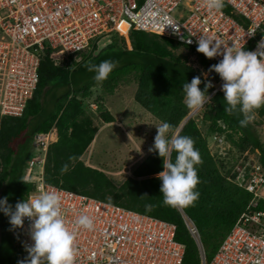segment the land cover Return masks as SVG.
I'll use <instances>...</instances> for the list:
<instances>
[{
    "label": "trees",
    "instance_id": "16d2710c",
    "mask_svg": "<svg viewBox=\"0 0 264 264\" xmlns=\"http://www.w3.org/2000/svg\"><path fill=\"white\" fill-rule=\"evenodd\" d=\"M223 10L229 12L230 8L224 5ZM110 33L113 32L106 35ZM129 40L130 48L115 37H110L99 47L93 43L94 51L81 62L73 60L71 54L68 59L55 64L49 58L50 50H45L41 55L37 87L27 100L22 115L6 116L0 123V198L7 197L8 203L14 207L17 201L26 200L28 194L36 189L37 181L25 178L33 158L34 137L55 127L57 139L48 144L44 158V182L174 223L175 239L186 246L183 264H199L198 247L184 223L183 214L195 223L199 233V229H210L211 233L205 241L200 236L209 260L251 198V193L229 180L234 166L221 172L217 164L221 161L217 159L218 153L209 148L195 118L189 117L183 123L191 110L184 102L183 84L190 82L194 76H200L202 83L199 87L202 90L205 82H211L210 94L218 78L217 73L210 71V65L217 62L197 52V46H185L196 55L200 66L214 75L206 79L202 71L199 72L187 64L183 56L173 52L178 43L172 38L130 30ZM106 59L116 61V67L105 81L99 83L93 79L94 73L88 72L84 65L89 61L98 64ZM131 72L135 73L138 81L134 100L161 122H169L173 130L180 128V135L190 136L195 141L203 163L196 166L199 198L192 206L173 207L163 203L161 181L156 176L163 170V162L155 152L145 156L122 179H116L103 168L86 164L82 159L98 131L92 117L84 115L86 100L96 104L104 122L114 119L104 107L102 97L92 98V88L99 86L111 93L118 81ZM210 97L209 106L213 112L205 115L209 121L208 137L216 133L223 135L240 155L248 150L260 152L258 162L264 169V145L252 123L242 128L239 126L242 118L239 113L231 116L225 113L227 105L222 91L218 90ZM256 112L264 119V107ZM70 156L75 159L70 161ZM65 163L69 164V171L62 173L61 167ZM29 179L31 183L23 182ZM146 204L154 205L151 212L145 211ZM16 230L10 225L9 217L0 212V264H18L28 256Z\"/></svg>",
    "mask_w": 264,
    "mask_h": 264
},
{
    "label": "built area",
    "instance_id": "2783aa9c",
    "mask_svg": "<svg viewBox=\"0 0 264 264\" xmlns=\"http://www.w3.org/2000/svg\"><path fill=\"white\" fill-rule=\"evenodd\" d=\"M225 5L229 12L209 11L204 0H0V123L6 116L22 115L37 87L46 49L58 64L88 48L96 37L141 30L188 46H197L198 37L206 36L225 46H250L247 50L255 51L264 37V0H225ZM253 29L256 33L249 37ZM213 59L219 62L222 57ZM201 73L203 78L211 77L208 70ZM221 84L219 77L209 96L221 91ZM49 141L48 132L34 137V144L42 149ZM229 180L251 193V198L211 259L205 256L195 223L183 214L198 247L199 264H264V169L258 161L252 165L239 161ZM41 191L56 192L61 198L64 219L76 236L74 264H183L186 246L175 239L174 223L43 178L27 199ZM82 214L92 218L90 230L75 224ZM29 225L25 218L19 228L25 249L33 243Z\"/></svg>",
    "mask_w": 264,
    "mask_h": 264
},
{
    "label": "clouds",
    "instance_id": "9594fccd",
    "mask_svg": "<svg viewBox=\"0 0 264 264\" xmlns=\"http://www.w3.org/2000/svg\"><path fill=\"white\" fill-rule=\"evenodd\" d=\"M204 5L209 11H218L223 9L225 0H204ZM255 33L256 29H253L247 35L251 37ZM196 51L208 59L222 57L219 62L210 65V71L217 73L222 81L221 91L227 105L224 111L230 116L239 113L242 116L239 126L247 127L255 119L256 110L264 107V37L258 42L255 51H248L243 46H225L223 41L200 36ZM116 63L110 59L98 64L89 61L84 67L94 73L95 81L102 83L116 67ZM201 83L200 76H194L190 82L183 84L184 102L189 109L197 110L211 102L208 94L211 82H205L203 90L199 87ZM155 127L157 132L154 143L148 151L162 158L163 170L156 176L161 181L163 203L173 207L192 206L199 198V192L196 191L199 183L196 166L203 163L195 141L190 136L180 135L167 121ZM74 159L69 157L70 161ZM68 171L69 164L65 163L61 172ZM23 182L28 184L32 181L29 179ZM153 208L152 204L145 205L147 212ZM0 212L9 217L13 228H23L25 218L30 221L29 233L33 243L26 247L27 258L18 261V264H74L76 236L64 219L61 198L56 192L41 191L27 200L17 201L14 207L8 203L7 197L0 198ZM75 224L90 230L93 220L82 214L77 217Z\"/></svg>",
    "mask_w": 264,
    "mask_h": 264
},
{
    "label": "rangeland",
    "instance_id": "374dc122",
    "mask_svg": "<svg viewBox=\"0 0 264 264\" xmlns=\"http://www.w3.org/2000/svg\"><path fill=\"white\" fill-rule=\"evenodd\" d=\"M119 36L113 32L94 38L88 48L76 54H72L74 56L73 60L81 62L85 56L94 51L93 43L99 47L110 37L117 38L119 42L123 40L125 46L130 48L129 35ZM177 43L178 42H176V44ZM185 46L184 44L178 43L177 47L173 49V52L183 56L187 64L197 69L199 72L204 71L205 69L200 66L196 55ZM210 74L212 78L214 75L212 72ZM217 79H219V75ZM137 84L138 81L135 73L131 72L124 75L123 78L118 81L111 93L102 90L99 86L92 88L94 91L92 98L102 97L104 107L110 111L114 118L111 122H104L101 119L99 111L96 110V104L92 100H86L87 102L83 104L85 110L84 115H90L92 117L93 125L98 126V131L89 148L82 155V159L86 164L103 168L109 175L114 176L116 179H122L126 174H130L132 169L150 153L148 149L153 145L154 136L157 132L155 125L161 123L158 118L134 100ZM212 112L209 103H205L202 108L197 110L191 109L188 114L190 117L195 118L201 132L207 139L211 151L213 153H218L217 159L221 161H219L220 163L217 162V164L220 166L221 172L224 173L233 166L235 167L239 161L243 162V164L246 163L251 165L256 163L260 156L256 151L248 150L240 155L241 153L234 147H231V144L226 141L223 135L216 133L212 135L211 138L208 137L207 127L209 121L206 119L205 115H211ZM251 123L256 130L258 139L264 145V119L256 112L255 119ZM51 129L52 130L49 131V137L56 133L55 127ZM178 129L179 128L176 130ZM169 135H171V133H169ZM213 136L217 137L214 138ZM32 150L34 152L31 154L36 159L35 162L31 164L32 173L30 172V175L33 176L32 178L36 179L34 176H37L40 169V159L38 158L44 154V150L36 147H33ZM16 229L20 238H22L20 229ZM199 230L201 238L205 241L209 233H211L210 229L206 228Z\"/></svg>",
    "mask_w": 264,
    "mask_h": 264
},
{
    "label": "crops",
    "instance_id": "0c3cea01",
    "mask_svg": "<svg viewBox=\"0 0 264 264\" xmlns=\"http://www.w3.org/2000/svg\"><path fill=\"white\" fill-rule=\"evenodd\" d=\"M52 130V129H51ZM54 130V129H53ZM48 133H49V131H48ZM52 134H53V132H52ZM54 135V136H53ZM52 136H50V141H49V143H51V142H53V141H55L56 139H57V132L56 133H54ZM52 137V138H51ZM33 147H36V148H39V147H37L35 144H34V141H33ZM47 147H48V145L45 147V148H43V150H44V154L41 156V157H39L38 159H40L39 161H40V165H39V171H38V174H37V176H34L36 179L35 180H40V178H43L42 177V173H43V163H44V158H45V154H46V149H47ZM42 149V148H41ZM32 152H34L33 150H32ZM32 159H34V156H33V158ZM28 169H29V167L26 169V172H25V178H26V174L28 173ZM30 172L32 173V166H31V170H30ZM33 176H31V175H28V178H31V179H34V178H32Z\"/></svg>",
    "mask_w": 264,
    "mask_h": 264
},
{
    "label": "water",
    "instance_id": "95a60500",
    "mask_svg": "<svg viewBox=\"0 0 264 264\" xmlns=\"http://www.w3.org/2000/svg\"><path fill=\"white\" fill-rule=\"evenodd\" d=\"M189 117H190V115L188 114V115L186 116V118L184 119L183 123H184ZM183 123L181 124V126L183 125ZM179 129H180V128H179ZM179 129H178V131H179Z\"/></svg>",
    "mask_w": 264,
    "mask_h": 264
},
{
    "label": "bare ground",
    "instance_id": "6f19581e",
    "mask_svg": "<svg viewBox=\"0 0 264 264\" xmlns=\"http://www.w3.org/2000/svg\"><path fill=\"white\" fill-rule=\"evenodd\" d=\"M52 138V137H51Z\"/></svg>",
    "mask_w": 264,
    "mask_h": 264
}]
</instances>
